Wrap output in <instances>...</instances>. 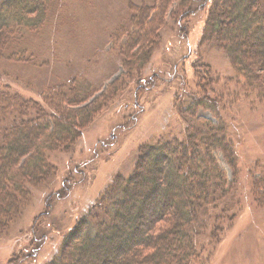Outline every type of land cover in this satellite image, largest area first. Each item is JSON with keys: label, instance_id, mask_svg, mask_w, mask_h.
Listing matches in <instances>:
<instances>
[{"label": "trees", "instance_id": "obj_1", "mask_svg": "<svg viewBox=\"0 0 264 264\" xmlns=\"http://www.w3.org/2000/svg\"><path fill=\"white\" fill-rule=\"evenodd\" d=\"M207 1L143 0L130 6L133 30L116 31L118 39L126 38L121 55L132 59L134 50L146 51L134 67L145 65L174 5H186V16L193 12L189 9L197 10L196 3ZM66 2L0 0V61L28 64L36 37L62 27ZM206 13L202 42L223 53L233 79H222L225 86L219 93L215 86L220 78L213 80L216 74L209 64L196 59L194 90L184 88L183 98L174 100L186 128L179 137L163 134L153 145L141 147L133 176L111 183L98 211L70 232L49 264H202L206 232L211 230L209 240L219 239L223 225L238 216L237 184L217 158L235 176V142L222 125L197 116L214 107L224 111L226 100L240 99L250 108L264 106V1L210 0ZM97 92L78 76L46 88L35 101L0 83V237L21 221L36 195L42 194L46 210L54 196L66 195L65 185L71 182L61 177L58 158L74 152L84 129L112 97L93 101ZM259 173L250 177L252 201L258 203L264 198V171ZM101 217L109 224L99 223ZM94 224L99 227L94 229ZM32 233L37 241L39 234ZM30 248L36 249L32 243L26 250Z\"/></svg>", "mask_w": 264, "mask_h": 264}, {"label": "rangeland", "instance_id": "obj_2", "mask_svg": "<svg viewBox=\"0 0 264 264\" xmlns=\"http://www.w3.org/2000/svg\"><path fill=\"white\" fill-rule=\"evenodd\" d=\"M139 1L143 0H67L62 27L56 33L47 31L36 37L28 64L0 61V83L26 99L36 101L46 88L78 76L96 87L93 101L112 96L84 129L74 152L58 158L61 177L71 182L65 185L66 195L54 196L47 210L42 194L36 195L21 221L0 237V264H49L70 232L98 211L111 183L133 176L141 147L153 145L163 134L179 137L186 127L176 114L174 100L183 98L184 88L194 90L197 58L209 64L216 74H211L213 80L220 78L215 86L219 93L225 86L223 81L233 79L223 53L201 39L210 0L203 5L196 3L197 10L189 9L193 12L186 16V5H174L149 62L134 67L147 52L137 49L131 52L132 59L122 56L120 49L126 38L118 39L116 31L133 30L129 21L134 12L129 7ZM230 86L234 88L232 83ZM109 87H113L111 92ZM207 92L210 96L211 90ZM223 105L224 111L214 107L213 112L199 111L197 117L222 125L228 139L235 142V176L222 158H217L228 179H235L241 211L231 225H223L219 239L211 236L209 240L211 230L206 232L201 261L264 264V198L258 203L250 194V177L257 178L264 171V106L250 108L240 99L226 100ZM59 183L58 190L63 186ZM98 222L109 224L104 217ZM93 227L97 229L99 224ZM33 230L39 234L37 241ZM31 243L36 247L35 255V250H26Z\"/></svg>", "mask_w": 264, "mask_h": 264}]
</instances>
